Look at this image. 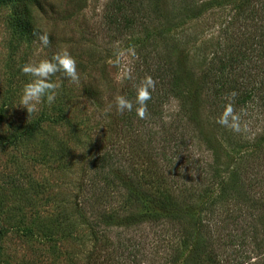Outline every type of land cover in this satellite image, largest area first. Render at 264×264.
<instances>
[{
	"label": "rangeland",
	"instance_id": "374dc122",
	"mask_svg": "<svg viewBox=\"0 0 264 264\" xmlns=\"http://www.w3.org/2000/svg\"><path fill=\"white\" fill-rule=\"evenodd\" d=\"M113 1L27 0L30 34L12 2L0 0V264H264V0H165L161 13L122 32L106 23ZM140 2L144 10L154 4ZM61 49L76 60L79 82L57 72L55 100L27 113L18 106L30 79L23 66ZM178 54L207 80L233 59L218 98L235 104L240 132L217 123L221 106L205 103L215 85L201 98L202 131L172 95L155 118L146 113L131 120L132 131L122 127L115 98L149 79L151 96H162L154 70ZM170 125L174 141L165 145ZM111 153L122 165L101 175L95 157ZM115 174L143 188L151 212L149 200L164 187L181 225L125 226L144 206H131L110 183ZM195 240L204 253L194 252Z\"/></svg>",
	"mask_w": 264,
	"mask_h": 264
},
{
	"label": "trees",
	"instance_id": "16d2710c",
	"mask_svg": "<svg viewBox=\"0 0 264 264\" xmlns=\"http://www.w3.org/2000/svg\"><path fill=\"white\" fill-rule=\"evenodd\" d=\"M11 1L12 4L16 7L15 9V20L17 22L18 27L26 31L28 33H33V26L29 22L30 19L27 17L28 13L26 10V2L27 0H8ZM138 3V8H133V4ZM165 0H154V4L151 8H145L143 9V6L138 1H131V0H114L112 3V16L106 21L107 26L115 29H121L122 31H126L133 25L137 23V17L144 18L146 17V13L150 14H158L161 13L164 8ZM253 14L252 18H257V13L255 11L251 12V15ZM264 18V17H263ZM182 54H178V56H171L166 62L165 66L162 65L160 68H156L154 70V73L156 72V76L153 77V80L156 81L158 84H165L167 91L163 93L162 96H151L152 93L149 92L150 98L145 102L144 105V114L149 113L151 117L158 116V113L156 112V109L159 107V105H162V102L166 98H169V95H172V97L178 99L181 103V115L182 118L186 117L191 122V124L196 125L201 131L202 126L199 123V118L201 115V98L204 95L208 93L209 91V85L217 87L218 89L212 95L211 99L207 100L205 99V103H209L210 105L214 106V108L217 110L220 108H224L226 103L222 100H219L218 94L221 96H224V94L228 91L227 86L229 85V82L222 80V76L226 73L231 74L232 71H234V64L232 58L226 59L224 64L221 63L220 68H218L216 73L217 76L214 78V80H207L209 77L205 76V73L200 74L198 76L195 75V73L189 71L186 69V66L181 60ZM164 67V68H163ZM208 85V86H207ZM230 93V92H229ZM227 93V94H229ZM136 94L130 93V95L127 97L129 101L134 103L135 108L132 109V111H124L122 112V127L125 125L127 128H129L130 131H132L131 128V120L132 119H139L142 117L139 114L138 108L140 106L136 105L135 103ZM248 97L247 95H244L241 100L237 98L238 104L246 103ZM134 101V102H133ZM232 107L235 106V104H231ZM173 123V122H171ZM176 126V125H175ZM163 125L161 126V128ZM178 127V126H177ZM171 125L167 130H165L164 134V144L167 145L170 142L174 141V137L171 136L172 130ZM177 129V128H176ZM122 134H124V130H121ZM177 140V139H176ZM177 143V141H176ZM96 159L93 162V167L97 172H100L101 175L105 174V172H114L111 168V165H118L121 164V161L119 159L114 158V154H104L100 156H96ZM122 165V164H121ZM118 172V171H117ZM216 174H211V179H215ZM207 177V176H206ZM110 183L115 186L120 185L121 195H124L127 201L130 203L131 206L134 205H141L144 206L143 208L140 207L138 209L137 214H129L128 217H126L125 226L130 225H136L139 226L140 224L149 223H157L159 224L163 219H169L172 223L180 224L179 221L181 217L179 216V209L176 207V205L172 202V199L168 195V191L161 186V188L156 190V193L158 194L155 196L154 200H149V205L153 206L156 210L155 212H151L146 209V206L142 204V202H145V194L142 190L143 188H138L135 183L133 184L131 182H123L117 174L110 179ZM95 183V182H94ZM96 184V183H95ZM100 184V183H99ZM93 183L91 182V185L89 186L90 189H96V187L92 186ZM97 185V184H96ZM98 186V185H97ZM101 186V184H100ZM103 191L102 187H97V194H101ZM84 203L87 202H81L80 208H82V205H85ZM253 219V218H252ZM181 225V224H180ZM254 227V226H253ZM254 232V231H253ZM199 234V232H198ZM197 234V235H198ZM199 240H195V245L197 246V250L195 249L194 252H202L204 253V250H201ZM195 257H201L200 255H195ZM103 264V260L101 263Z\"/></svg>",
	"mask_w": 264,
	"mask_h": 264
},
{
	"label": "clouds",
	"instance_id": "9594fccd",
	"mask_svg": "<svg viewBox=\"0 0 264 264\" xmlns=\"http://www.w3.org/2000/svg\"><path fill=\"white\" fill-rule=\"evenodd\" d=\"M37 39L43 47L49 45V37L46 33L37 35ZM22 71L30 76L21 90L18 106L22 107L27 113L37 111L38 106L42 102L51 104L56 97L55 89L58 87L56 83L51 81V77L57 72L63 73L72 83H78L80 76L77 70V64L74 57L66 50L61 49L55 53L51 60L44 59L34 63H29L23 66ZM151 87V81L145 80L136 88V105L139 114L143 116L145 102L150 98L148 89ZM231 96H235L232 93ZM115 106L118 111H132L133 103L124 96L115 98ZM240 117L233 111L232 105L229 102L223 108L221 116L217 123L230 128L234 132H240Z\"/></svg>",
	"mask_w": 264,
	"mask_h": 264
}]
</instances>
